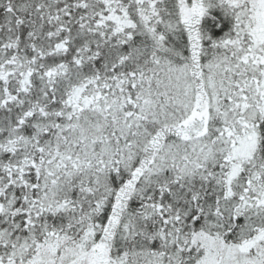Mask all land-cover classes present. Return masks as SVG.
Listing matches in <instances>:
<instances>
[{
    "label": "snow or ice",
    "instance_id": "snow-or-ice-1",
    "mask_svg": "<svg viewBox=\"0 0 264 264\" xmlns=\"http://www.w3.org/2000/svg\"><path fill=\"white\" fill-rule=\"evenodd\" d=\"M0 264H264V0H0Z\"/></svg>",
    "mask_w": 264,
    "mask_h": 264
}]
</instances>
